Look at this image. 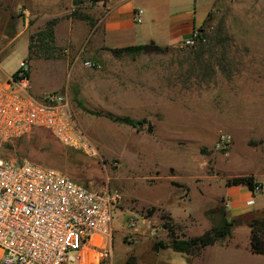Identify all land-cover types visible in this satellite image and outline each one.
<instances>
[{"label":"rangeland","instance_id":"obj_1","mask_svg":"<svg viewBox=\"0 0 264 264\" xmlns=\"http://www.w3.org/2000/svg\"><path fill=\"white\" fill-rule=\"evenodd\" d=\"M72 12L70 0H0V75L27 60L32 92L41 97L62 91L56 68L69 49L61 45L67 28L59 22ZM211 16L202 31L204 42L123 56L112 65L132 69L129 78L137 94H151L145 116L153 125L150 132L146 124L138 129L111 120L108 114L116 116L119 109L92 106L95 102L75 93L69 100L71 115L96 146L95 156L62 145L44 128L1 145V158L17 164L27 159L118 193L112 256L96 263L95 251L89 250L77 264H127L129 256L136 264H166L173 239L202 233L219 222L228 207L227 179L264 172V0H222ZM53 18L58 21L50 41L46 32L39 33ZM32 35L34 55L28 59ZM49 46L54 50L45 57L41 49ZM160 185L155 197L148 188ZM155 198L181 213L170 221L172 235L163 227L162 214L168 212L147 203ZM254 200L253 207L264 205V190ZM263 213L245 211L232 218L234 226L240 224L232 241L207 246L187 264H264V255L250 251L247 225L248 218ZM158 242L163 248L154 251ZM175 254L174 260L186 264Z\"/></svg>","mask_w":264,"mask_h":264},{"label":"built area","instance_id":"obj_2","mask_svg":"<svg viewBox=\"0 0 264 264\" xmlns=\"http://www.w3.org/2000/svg\"><path fill=\"white\" fill-rule=\"evenodd\" d=\"M142 10L134 13L139 18ZM206 37L198 29L180 46H193ZM96 67L92 61L83 63ZM44 128L62 145L95 156L96 146L74 121L62 92L35 96L27 60L0 78L1 145ZM264 189L257 182L253 194ZM116 191L79 182L53 168L23 159L19 164L0 157V264H77L89 250L98 263L112 256L113 210ZM254 204V199L246 205ZM136 222L131 220L130 225ZM77 251L74 255L72 252Z\"/></svg>","mask_w":264,"mask_h":264},{"label":"crops","instance_id":"obj_3","mask_svg":"<svg viewBox=\"0 0 264 264\" xmlns=\"http://www.w3.org/2000/svg\"><path fill=\"white\" fill-rule=\"evenodd\" d=\"M221 2L222 0H105L94 4L83 2L80 8L73 5L70 0L73 10L77 8L87 14L89 19L82 20L66 15L59 22H63L67 28L65 37H61V45L69 49V53L59 59L60 62L56 68V72H61L62 75L59 85L62 91L60 92L66 95L68 101L76 93L82 100L95 102L90 104L92 106L119 109L117 112L119 116H129L137 120L145 118L146 109L152 106L151 94L147 96L145 93L137 94L139 90L134 87L136 83L129 78L132 69L112 66L116 65L118 58L138 56L143 53L116 56L110 49L147 44L151 41L160 47L180 46L181 41L189 37L194 29L203 26L209 13ZM138 10H142V14L135 19L134 13ZM57 33L56 29V36H58ZM18 35L20 34H16ZM85 61H92L97 66L86 67L83 64ZM32 93L37 97L40 96L35 92ZM137 108L143 110L136 112ZM253 176L256 181L264 182V172L254 173ZM169 187L177 189L173 183ZM160 188L161 185L148 189L157 197ZM225 194L228 197V207L225 212L228 220H232L245 211L264 212V205L253 207L255 202L251 207L246 205V201L250 198L254 199L255 194L245 185H230ZM147 203L161 207L174 221L181 214H175L171 208L157 199L153 200V203ZM237 226L232 225L231 234L220 239L221 245H228L232 241L233 230ZM202 233L193 234L190 237ZM207 246L197 255L178 252L170 247L171 253L165 254L164 260L166 264L181 262L184 264L180 259L174 260L177 257L175 253L178 252L179 256L185 258L187 264L201 257ZM251 253L254 252L251 251Z\"/></svg>","mask_w":264,"mask_h":264},{"label":"trees","instance_id":"obj_4","mask_svg":"<svg viewBox=\"0 0 264 264\" xmlns=\"http://www.w3.org/2000/svg\"><path fill=\"white\" fill-rule=\"evenodd\" d=\"M98 1H105V0H72L73 5L80 6L83 2H88L94 4ZM74 18L88 20L89 17L87 14L79 11L77 8L73 10L70 14ZM212 16L209 13L207 19L205 20L202 27H199L198 30L202 32L204 28L210 25ZM58 18L50 19L46 22V29L45 31L39 33L43 35L46 32V35L50 41L53 40V27L57 23ZM33 35L30 36V43L28 44V59H32L34 55V50L32 49L33 46L31 45V40ZM41 43H44L41 39ZM41 46V45H39ZM168 47H160L156 45L153 41L147 44H140L135 46H126L121 48H112L110 51L116 55L121 56L122 54H129V55H137L140 53H147L150 51H165ZM46 54L45 57H50L54 50V47H50L41 49ZM108 117L118 123L131 125L138 129L142 128L146 124L147 131H151L153 125L150 121L146 118L142 119H133L129 116H119V115H111L108 114ZM258 181L255 180L253 175H242V176H235L226 180L227 186L230 185H245L251 191L254 189L255 184ZM175 184V183H173ZM162 219L164 220L163 227H165L168 232L172 235L173 234V225L170 223L171 217L168 214H162ZM247 224L250 227V244H251V251L254 253L264 254V213L261 215L252 216L247 219ZM233 221L228 220L225 216V211H222V216L218 223L214 224L210 229L203 232L201 235L183 238V239H173L172 245L173 249L178 252H184L190 255H197L207 245H213L216 241L225 238L226 236L231 234L232 231ZM159 247H163L161 242L157 243ZM127 264H136V260L134 257L129 256L127 257ZM103 264V263H100Z\"/></svg>","mask_w":264,"mask_h":264},{"label":"water","instance_id":"obj_5","mask_svg":"<svg viewBox=\"0 0 264 264\" xmlns=\"http://www.w3.org/2000/svg\"><path fill=\"white\" fill-rule=\"evenodd\" d=\"M239 222H240V221H239ZM170 247L173 248V245H170ZM152 249H153L154 251H157V250H158V245H157V244L154 245V246L152 247Z\"/></svg>","mask_w":264,"mask_h":264}]
</instances>
